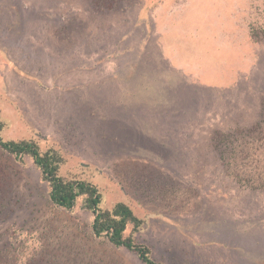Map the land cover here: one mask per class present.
Masks as SVG:
<instances>
[{
	"label": "rangeland",
	"instance_id": "1",
	"mask_svg": "<svg viewBox=\"0 0 264 264\" xmlns=\"http://www.w3.org/2000/svg\"><path fill=\"white\" fill-rule=\"evenodd\" d=\"M0 121L127 204L156 261L264 264V0H0ZM46 198L0 150V264H139Z\"/></svg>",
	"mask_w": 264,
	"mask_h": 264
},
{
	"label": "trees",
	"instance_id": "2",
	"mask_svg": "<svg viewBox=\"0 0 264 264\" xmlns=\"http://www.w3.org/2000/svg\"><path fill=\"white\" fill-rule=\"evenodd\" d=\"M2 130L3 123L0 121L1 152L18 163L23 164L26 159L30 161L39 173L41 184L46 188L48 205L64 211L79 205L82 210L92 214L91 235L84 237L92 248L95 245L105 246L113 255L116 251L124 250L133 254L139 264H163L153 258L149 246L136 241V234L143 227L144 221L127 204L118 202L110 209L103 208L102 196L96 186L75 175H60L65 158L59 150L48 148L43 151L33 138L3 140ZM107 257L105 264H115L110 256Z\"/></svg>",
	"mask_w": 264,
	"mask_h": 264
}]
</instances>
